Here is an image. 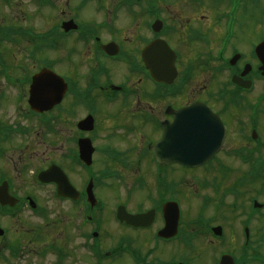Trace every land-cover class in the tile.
<instances>
[{
  "label": "flooded vegetation",
  "instance_id": "obj_1",
  "mask_svg": "<svg viewBox=\"0 0 264 264\" xmlns=\"http://www.w3.org/2000/svg\"><path fill=\"white\" fill-rule=\"evenodd\" d=\"M208 1L215 5L213 9ZM91 2L94 0H65L63 4V0H57V23L40 36L29 35L30 49H18L22 60L17 63L16 57L10 59L6 76L0 72L6 78L0 90V228L3 229L0 262L14 259L17 246L27 256L43 257L45 247L38 246L40 239L33 238L35 234L31 233L27 239L23 227L18 228L23 223L20 217L23 214L41 218L54 209L61 223L68 211L70 219H74L72 210L77 216H83L87 208L92 210L81 205L86 201L85 189L92 173L114 176L124 182L122 201L129 197L150 203V209L156 213L152 225L156 229L146 230L140 243L146 247L164 227L163 207L174 201L177 194L180 200L185 197L181 188L176 189L177 178L202 177L214 189L223 188L221 181L214 182V178L248 169L264 179V77L256 55L264 34L248 41L256 38V22L252 23L256 0H237L236 6L233 0H171L178 3L167 13L169 38L177 44L173 47L177 54V77L173 80L154 77L143 56L148 45L164 38L155 31L160 18L155 0H96V8L89 9V17H76V12H83ZM199 12L203 13L196 20ZM209 12H214L215 17H230L233 13L230 32L222 18L215 19L217 27L200 31L207 25L200 17L207 19ZM125 14L130 17L128 23L123 22ZM251 17L252 24L248 23ZM263 19L261 15L258 20ZM74 24L77 28L70 29ZM196 36L202 37L197 42L200 49L192 52L195 56L188 60L179 46L191 43ZM43 40H49V48H42L46 42L39 41ZM33 47L46 51L40 62L32 52ZM149 58L151 63L159 60V49ZM43 69L54 71L62 81L57 105L42 113L31 105L30 88L34 75ZM4 87H12L13 96L4 93ZM36 96L34 103L38 106L44 100ZM197 102L203 103L197 105L198 109L213 113H200L202 129L191 130L200 133V155L206 162L197 168L159 163L149 148L162 140L165 125L175 122L177 111ZM53 113L57 132L50 136L52 125L48 122ZM87 118L94 120L93 130L88 131L92 128L89 123L80 130V123ZM82 140L93 146L89 166L80 158ZM113 143L125 149H118ZM165 151L167 148L160 154L166 156ZM55 154L57 158L52 159ZM53 164L79 192L77 201L60 197L56 183L40 180L39 174ZM95 166L101 168L97 170ZM148 177L152 178V187L141 194V179H145L148 187ZM260 187L264 195V181ZM48 203L54 205L52 209ZM252 215L250 212L242 226H233L232 231L236 234L242 231L240 236L235 235L240 240L237 244L244 243L249 250L260 253L264 249V217L256 221L255 217L250 218ZM85 217L75 233L86 239L89 232L84 228L88 230L91 218ZM183 228L189 229L185 224ZM17 237L23 238L22 246L17 245ZM154 240L163 247L162 253L169 251L173 243L171 239Z\"/></svg>",
  "mask_w": 264,
  "mask_h": 264
},
{
  "label": "rangeland",
  "instance_id": "obj_2",
  "mask_svg": "<svg viewBox=\"0 0 264 264\" xmlns=\"http://www.w3.org/2000/svg\"><path fill=\"white\" fill-rule=\"evenodd\" d=\"M49 1L54 4L53 7L50 5L38 7L37 4L33 2L32 0H10V2L7 4L5 2L2 3L0 0V25H4V26L13 25L12 27L13 31H16L17 27H24L28 30L31 29L32 31L37 32V33L47 31L48 28H50L52 24L57 23V19H58L56 18L58 15V12L56 11V6H55L57 0H49ZM58 1H62V0H58ZM167 1H168V4L167 5L164 4V6L162 7V11H165V13L164 14L162 13V14L168 20V14H167L168 10L172 8H176L178 3L177 2L175 4L170 3L171 0H165V3ZM63 4H65V0H63ZM179 4H180V8L183 11H187V8L182 3H179ZM171 5H174V7H171ZM208 5L210 9H213L215 7V5L210 4L209 1H208ZM159 6H161V4ZM95 8H96V1L94 0V2H91L90 6H87L85 7L84 10H82L83 12L79 13L77 11L76 17H79V18L85 17V16L89 17V9L90 11H93ZM201 13L203 12L198 13V15L196 16V20L199 19V14ZM91 14H94V12H91ZM262 14H264L263 11L259 12V10H255L254 22L251 21L252 19L251 17L250 20H248V23L250 22L255 23ZM209 15L210 17H208L207 19H203L202 17H200V20L203 23L207 24L205 26H202L199 29L200 31L201 30L210 31V27H213V25L217 27L216 23L214 22L215 21L214 12L213 13L209 12ZM124 16L125 17L123 18V22L128 23L130 21L129 20L130 17L128 16V14H125ZM199 24L201 25L200 22ZM255 30H256V38L250 39L248 41L256 40L260 38L262 34L264 33V29L260 25L256 24ZM169 34L170 32L168 33V35ZM45 42H46L45 40H43L42 42L39 41L40 44L45 43ZM167 42H168V45L172 47H174V45L177 46V44H173V41L170 38H168ZM12 44L4 45L0 43V56L2 53L7 55L8 63L10 59L16 57L17 59H15V62L19 63L22 60V58L19 60L20 56H19L18 49L19 48L24 49V50H26L27 48L30 49L31 45L28 43L27 39H24V38H22L19 41L17 40L16 43H12ZM48 44H50V42ZM180 48L182 49L181 51L186 55V58L190 60L191 58H194L195 56L194 53L192 52L199 51L200 45L196 43H189V42L185 43V45L181 43V45L179 46V49ZM32 52L37 55L38 62H40V60H43L46 56V51H43V49H40L39 51V49H36L35 47H33ZM43 64L44 63H41L39 65H43ZM36 67L38 68V64ZM5 82H6V78L0 77V90L2 86L5 85ZM4 89H6L4 93H6L7 95L13 96L12 90H11L13 89L12 87H4ZM0 113H2V107L0 109ZM53 132L55 133L57 132V130ZM113 145H115L116 147H120L118 149H121V150L125 149L124 146L122 145H118L116 143H113ZM51 156H52V159L57 158L56 154L54 156L53 155ZM97 168L100 169L101 166ZM148 178H149L148 181H149L150 189H151L152 178L151 177H148ZM114 191H115L114 186H111L109 187V189L108 188L102 189V190H99L97 193L98 198L105 203L106 210L103 213H104V217L107 220L111 219L113 216V212L111 211L114 206L113 204L115 202L113 197H117L119 194V192L116 193ZM122 197H123V194H122ZM194 197L195 195L191 197V202H193L194 204L199 203L200 198H197V197L194 198ZM47 205L49 206L50 209H52L54 206L49 203ZM184 205L187 206L185 202H184ZM245 206H247V204ZM67 213L68 215H65L62 218L61 223L59 221L60 215H58L56 210L54 209H52L51 212L43 214V216L41 218L39 217V219L30 218L31 215L23 214L22 216H20L22 218L23 223L19 224L18 228L23 227V232L27 233V239L30 238L28 236V233L35 234L33 238L37 237L40 239L38 241L39 242L38 246L44 247L46 245L47 247V245L49 246L53 242L58 243V245L61 246V249H63L60 251L66 256V260L64 261V264H97L96 256H94V260H93L92 255H90L87 247H85L84 245L85 242L88 245H93V240H91V238L89 237L85 239L82 236H77V233H75L77 225L82 221V216H77L75 212L72 210V213H74L73 215L74 219H70L69 216H70L71 211H68ZM193 216H196V212L193 213ZM55 221H59V224L57 223V226H55V230L48 227L49 225L54 224ZM30 228L36 229V231L30 230ZM96 229H98L101 232L99 235V238L96 239V241L98 240L99 242L96 248H98L101 252H108L109 250L111 251L114 250L117 244L121 241L122 237L126 235V232L123 231L121 228H117L115 225L111 223L108 225L106 220L105 222H102V225L100 228H96ZM84 230L88 232L85 228ZM122 232H123V235H121ZM229 232H230V229H229ZM37 233L39 236L36 235ZM44 234H45L44 238H41V236H43ZM229 234L227 233V237H226L228 241L230 240ZM238 240H239V237H236L235 242H238ZM22 242H23V239H20V240L17 239L16 241L17 245L19 246L20 245L22 246ZM228 246L224 247V245L221 243L215 244V245L210 246L211 251H212L211 253H205L204 249H199L196 253V252H188L186 250H183L181 247V244L177 242V243L172 244V246L169 247L170 248L169 251L168 250L165 251V253H169L167 257L163 256L162 253L154 255V257L162 259L163 261H167L171 257H188L191 259V262H193V264H216L214 261V258L217 257V254L221 250H229ZM139 247L143 249V246L140 243H139ZM52 253L53 252L49 251L46 258L44 259L39 257V255L37 254L32 255V256H27L24 253H20V255L16 256L14 259L9 258L8 261L4 260L0 262V264H55V257L52 255ZM123 257H118V256H114L112 258L109 257L104 260V264H133L131 260L124 261V259H122ZM119 259H122V260L118 261Z\"/></svg>",
  "mask_w": 264,
  "mask_h": 264
}]
</instances>
